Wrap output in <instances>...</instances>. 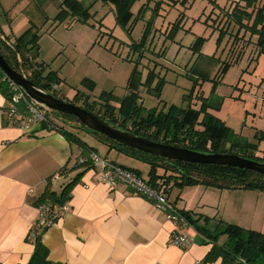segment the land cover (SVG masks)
<instances>
[{
    "label": "rangeland",
    "instance_id": "obj_1",
    "mask_svg": "<svg viewBox=\"0 0 264 264\" xmlns=\"http://www.w3.org/2000/svg\"><path fill=\"white\" fill-rule=\"evenodd\" d=\"M62 1L1 0L0 28L5 34L17 37L32 27L41 36L37 62L45 67L43 75L49 72L58 75L64 101H72L80 92L93 106L95 101L99 103L103 93H113L117 98H124L138 89V101L143 103L146 112L153 109L167 112L172 105L184 108L192 103H200L196 94L201 90V95L210 97L214 107H220L221 110L212 112L238 132L239 141L258 143L255 135L257 131L264 130V52L260 53L257 47L261 56L253 55L250 59L254 49L250 46L245 57L230 67L224 78H219V67L225 59L234 58L235 54L243 50L242 46L246 45L249 35L245 36L246 40H239L229 54L232 39L228 38V43L222 41L220 45V31L214 29L215 17L211 6L214 0H134L130 6L132 18L126 28L118 23L114 1L80 0L89 8L87 23L79 21V17L72 14L63 20L55 19ZM227 2L229 0H218L220 5H226ZM147 29H150L146 44L148 50L143 57L140 52H134L130 45L139 43ZM198 37H204L205 41L199 45V49H194ZM166 49L167 55L162 57L161 53ZM136 67L141 73L139 80L137 78V89L131 86L135 83H131V76ZM155 67L157 78L153 87L161 79L165 80L159 96L144 84L149 71ZM193 69L199 73L203 71L205 77L199 78L192 73ZM214 79L222 83L218 93L210 95ZM197 82H200L202 88ZM79 105L82 106L83 102ZM99 108V104L95 105L94 112L99 111ZM67 130L96 147L101 156H107L102 142L96 136L74 131L78 130L76 128L70 127ZM260 145V149L264 150V142ZM145 174L147 176L149 173ZM171 187L175 189L174 199L179 193L187 207L193 208L187 213L205 210V217L217 225L222 223L216 219L221 218L216 213L222 197L220 189L204 185L181 188L175 183ZM233 193L241 195L239 215L244 219L238 216L237 219L248 227L240 226L251 228L252 223L248 225L247 222L255 216L256 209L261 208L262 215L254 222V230L264 233V194L260 196L263 199L258 201L256 196L259 192L239 190ZM223 201L229 213L231 199L225 202L222 197ZM212 222L209 225L213 227L215 223ZM222 237H218L219 243H222ZM227 241V244H232ZM255 264H264V256Z\"/></svg>",
    "mask_w": 264,
    "mask_h": 264
},
{
    "label": "crops",
    "instance_id": "obj_2",
    "mask_svg": "<svg viewBox=\"0 0 264 264\" xmlns=\"http://www.w3.org/2000/svg\"><path fill=\"white\" fill-rule=\"evenodd\" d=\"M240 1L229 0L226 5H220L218 0L211 2L213 17H215L214 23L219 26V29L224 27V17L220 7L232 9L237 3H242ZM230 29H232L233 34H229L223 39L224 42H227L228 38L232 39V48L229 54L239 40H246L245 36L247 35L249 38L246 45L242 46L243 50L240 53L235 54L234 58L224 61H231L233 67L245 57L250 46L254 47L250 53V59L253 55L261 56L257 51V36L252 37L249 33L241 32L236 40L237 27L233 26ZM0 37H9L12 41L17 38L14 35L5 34L4 30ZM166 55L167 49L161 53L162 57ZM221 55L223 56V54ZM206 57L208 58V56ZM154 69L156 70L157 67ZM192 71L199 78L205 77L203 71L200 73L194 69ZM206 79L209 80V78ZM221 83L219 81L216 93H218ZM197 84L202 86L200 82ZM201 94V90L199 94H196L200 103L195 105L192 103V108L199 109L201 97H204ZM61 100L64 101L63 98ZM8 102L7 97L0 91V110L7 109L9 107ZM212 110L216 109L209 110L210 113L214 114ZM247 113L250 114V112ZM215 116L217 117V115ZM225 123L231 128L227 122ZM74 131L84 132L82 130ZM234 133L238 135L235 130ZM66 139L62 133L49 131L46 128L30 134L25 133L10 125L6 117L0 114V264H29L30 257L34 252V245L28 240L29 231L32 230L38 220L39 207L37 205L47 190L48 178L54 175H60V177L52 185V191L60 195L66 186H70L69 191H67L70 193V198L66 201L70 205V210L60 216L58 223L46 230L42 237L43 245L49 250V260L53 263L204 264L206 257L213 248L210 238H207L206 235L196 236L195 228L190 225L182 232L190 237L196 236L194 242L183 247L171 245L170 238L177 229L176 224L158 210L147 197L131 191L123 184L111 189L99 180L97 169L89 165H78L79 159L89 158L90 151L98 154L99 152L96 151V147L89 145L82 139L81 141L85 145ZM100 141L104 151L107 152V156L102 157L106 158L107 161L135 171L137 175L142 176L147 181L149 180L151 171L149 164L133 159L117 151L108 143ZM145 173L149 174L146 176ZM158 173L162 175L164 172L159 170ZM171 186L172 184L168 186L170 187L167 194L169 200L175 202L177 208L182 212L192 210L193 208L187 207L184 198L179 197V193L176 199L173 198L175 189H172ZM213 192L210 194L214 195ZM220 192L225 202L226 199H231V209L227 213L228 209L225 208V203L222 202L221 197V201L216 207V213L218 212L221 218L216 219L220 222L248 227L237 219V216L244 219L239 215L241 195L240 193H233L239 192V190H221ZM255 192H259L256 196L258 201L263 199L260 196L264 194V191ZM260 209H256L255 216L247 222L248 225L251 223L253 225L248 230H254L256 227L254 222L262 215ZM193 213L204 216L207 212L195 210ZM203 224L204 222H201V225ZM207 226L212 228L210 225ZM222 238V243L219 244L226 245L228 243L227 236ZM221 262L222 260L219 258L216 262L205 264H222Z\"/></svg>",
    "mask_w": 264,
    "mask_h": 264
},
{
    "label": "trees",
    "instance_id": "obj_3",
    "mask_svg": "<svg viewBox=\"0 0 264 264\" xmlns=\"http://www.w3.org/2000/svg\"><path fill=\"white\" fill-rule=\"evenodd\" d=\"M116 2L117 20L124 28L127 27L132 18L131 5L134 0H110ZM232 9L220 7L223 13L224 27L219 29L218 25L214 23V29L220 31L219 43L227 36L232 35L233 26L237 27L235 38L241 32L249 33L252 37L257 36V46L260 53L264 52V0H241ZM1 4V0H0ZM60 11L55 19L63 20L68 14L79 17V21L87 23L89 21V8L80 0H63L60 3ZM217 8V7H215ZM234 30V29H233ZM147 29L139 43L131 44L133 51L140 52L141 56H145L146 44L149 41V32ZM2 31L0 28V36ZM38 33L33 31L30 27L22 35L17 36L14 41L9 37H4L5 41L0 38V53L14 70L21 72L25 70L28 76L35 84L48 90L47 81H55L61 83L60 78L54 72L45 73L43 64L37 62V54L39 48ZM204 37H198V42L193 47L199 49V45L204 42ZM218 45V47H220ZM259 53V54H260ZM19 57L21 62L19 63ZM142 58V57H140ZM34 60V61H33ZM232 67L231 61H224L217 74L222 79L225 74ZM136 67L131 76L132 87L138 88L136 85L139 80L140 72ZM150 70L146 80V86L150 90L156 91L158 96L164 86V79L158 82L156 87L153 83L157 78L156 71ZM5 73L0 69V91L7 97L11 98L9 89V80L5 77ZM138 78V80H137ZM208 80V79H207ZM214 85L211 95H214L219 86V80H213ZM138 89L132 91L130 95L124 98H117L113 93H103L99 103L94 102L91 106L88 98L84 97L82 93H78L72 103L79 104L83 102L81 107L89 112L99 115L101 118L116 125L124 130L133 132L150 140L171 144L182 148H188L198 152L206 153H230L240 155L244 158L264 162V151L260 150V145L264 142V130L257 131L256 138L258 143H249L239 141L238 135L226 125V123L214 114L210 113V109L220 110L219 106H213L210 97H201V105L199 109L192 108L189 104L184 109L172 105L167 112L157 111L155 109L148 110L144 108L142 103H139ZM188 98V97H187ZM99 104V111L94 112V106ZM91 107V108H90ZM54 115L63 122L69 124H80L79 120L68 114ZM59 124V132L62 133L70 142H77L85 145L74 132L68 131L70 126ZM93 136H97L100 140L108 143L117 151L140 160L151 166L150 178L148 183L159 188L162 185L174 184L179 187L187 185H204L208 187H215L220 190H251L264 191V176L257 174L248 169H241L237 167H226L218 165L194 164L180 161H172L165 158H159L154 155L144 153L139 150H134L130 147L115 142L104 135L91 132ZM163 170V174L159 175L158 171ZM135 172V171H134ZM53 177V176H52ZM164 181V182H161ZM50 178H48V187L43 198L37 205L40 207L43 203L51 201L53 204H64L69 198L70 186H66L62 193L58 195L51 190ZM185 217L191 226L202 236L206 235L211 239L213 244L211 252L205 259V263L216 262L219 258L222 264H255L260 258L264 256V233L245 229L241 226L230 223L215 224L211 229L207 226L211 220L203 215L193 214L191 212L183 211ZM196 216V217H195ZM201 222H204L201 225ZM206 224V225H205ZM44 229L37 232L36 239L32 243L34 245V252L29 264H57L49 260V250L43 245L42 237ZM219 236H227L232 244H219Z\"/></svg>",
    "mask_w": 264,
    "mask_h": 264
},
{
    "label": "built area",
    "instance_id": "obj_4",
    "mask_svg": "<svg viewBox=\"0 0 264 264\" xmlns=\"http://www.w3.org/2000/svg\"><path fill=\"white\" fill-rule=\"evenodd\" d=\"M2 39L5 41V38ZM20 62L21 58L19 57ZM20 73L26 76L25 70L22 69ZM5 77L9 80L8 90H10L11 98L8 100L9 107L0 110L1 116H5L10 125L14 128L21 129L25 133H34L42 128L59 132L58 126L61 124L60 119L52 114V112L33 102L11 78L7 77V75ZM46 84L48 85L47 91L49 93L59 99L64 98L59 83L47 81ZM78 163V165H89L97 169L99 180L111 189L123 184L128 189H131V191L141 194L152 201L155 207L177 226V229H175L170 238L171 245L177 247L189 246L194 242V238L200 235L196 230V236L194 237H190L182 232L185 228L190 227V223L184 213L177 208L175 202L169 200L167 195L170 191L169 185L165 184L159 188H155L147 180L137 175L136 172L123 168L109 160L107 161L106 158L94 151H90L88 159L81 158ZM58 177L60 175H54L50 178L51 185L58 180ZM69 210L70 205L67 202L64 204H53L51 201H47L40 205L38 220L32 230L29 231L28 240L33 243L36 239L37 232L39 233L41 230L49 229L56 225L60 216L69 212Z\"/></svg>",
    "mask_w": 264,
    "mask_h": 264
},
{
    "label": "water",
    "instance_id": "obj_5",
    "mask_svg": "<svg viewBox=\"0 0 264 264\" xmlns=\"http://www.w3.org/2000/svg\"><path fill=\"white\" fill-rule=\"evenodd\" d=\"M0 69L3 70L7 77L11 78V80H13L20 89H22L25 94L40 107L52 112V114L73 115L80 122L78 126H73V124H69L65 121L63 122V119L60 118V121L66 126L82 130L89 134L95 132L104 135L106 138L122 145L159 158L194 164L237 167L248 169L264 176V162L230 153H204L171 144L156 142L113 125L99 115L89 112L81 106L72 102L62 101L55 97L44 88L35 84L28 76H24L22 73L11 68L1 53Z\"/></svg>",
    "mask_w": 264,
    "mask_h": 264
},
{
    "label": "flooded vegetation",
    "instance_id": "obj_6",
    "mask_svg": "<svg viewBox=\"0 0 264 264\" xmlns=\"http://www.w3.org/2000/svg\"><path fill=\"white\" fill-rule=\"evenodd\" d=\"M76 105H78V106H79V104H76Z\"/></svg>",
    "mask_w": 264,
    "mask_h": 264
}]
</instances>
